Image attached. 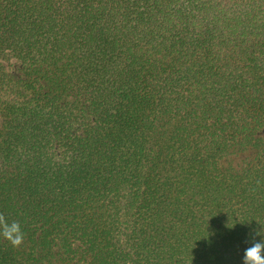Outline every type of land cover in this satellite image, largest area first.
<instances>
[{
    "label": "trees",
    "instance_id": "trees-1",
    "mask_svg": "<svg viewBox=\"0 0 264 264\" xmlns=\"http://www.w3.org/2000/svg\"><path fill=\"white\" fill-rule=\"evenodd\" d=\"M0 213V264H242L264 0H0Z\"/></svg>",
    "mask_w": 264,
    "mask_h": 264
},
{
    "label": "clouds",
    "instance_id": "clouds-1",
    "mask_svg": "<svg viewBox=\"0 0 264 264\" xmlns=\"http://www.w3.org/2000/svg\"><path fill=\"white\" fill-rule=\"evenodd\" d=\"M0 237L13 248L21 246L24 242V233L19 221L9 222L5 215L0 213ZM242 264H264V239L253 242L252 246L244 251Z\"/></svg>",
    "mask_w": 264,
    "mask_h": 264
}]
</instances>
